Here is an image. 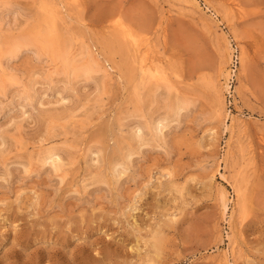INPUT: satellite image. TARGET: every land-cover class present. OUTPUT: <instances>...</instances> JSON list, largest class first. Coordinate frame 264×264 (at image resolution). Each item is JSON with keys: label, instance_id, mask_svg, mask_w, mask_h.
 I'll use <instances>...</instances> for the list:
<instances>
[{"label": "rangeland", "instance_id": "1", "mask_svg": "<svg viewBox=\"0 0 264 264\" xmlns=\"http://www.w3.org/2000/svg\"><path fill=\"white\" fill-rule=\"evenodd\" d=\"M0 264H264V0H0Z\"/></svg>", "mask_w": 264, "mask_h": 264}, {"label": "bare ground", "instance_id": "2", "mask_svg": "<svg viewBox=\"0 0 264 264\" xmlns=\"http://www.w3.org/2000/svg\"><path fill=\"white\" fill-rule=\"evenodd\" d=\"M198 1V0H197ZM235 6V5H234ZM224 13V12H223ZM226 15V14H225ZM234 18H235V16H234ZM116 24V23H115ZM116 26H118V25H116ZM123 29V28H122ZM121 30V29H120ZM124 30V29H123ZM124 34H125V32H124ZM124 36V35H123ZM36 39H40L39 37H35ZM48 39H50L49 38V35H44V40L43 41H41L40 43L41 44H44V45H47L46 43H47V41H48ZM128 39H129V37H128ZM135 39H137L136 37H135ZM109 40V39H108ZM119 40V39H118ZM132 41V40H131ZM225 41V40H224ZM109 41H107V43H108ZM119 42H121V41H119ZM138 43H139V41H137ZM111 43V42H110ZM143 43V42H142ZM25 44V42H23V41H21V39H19V40H15L13 43H12V47L10 48V51H17V49L18 48H20L22 45H24ZM118 44V43H117ZM130 44V43H129ZM129 46V45H128ZM136 46V45H135ZM120 51L121 52H123L126 48H125V43H121L120 44ZM130 47V46H129ZM132 48V47H131ZM3 50V49H2ZM55 50V49H54ZM128 51H129V49H127ZM133 50V49H132ZM134 53V52H133ZM57 55H58V53H57ZM127 56V55H126ZM60 57H61V59L63 60V62H64V70L67 72V73H69V74H72V75H79V73H81V72H83L85 75H88L92 70H93V63H84V64H79L75 59H71L68 55H66V53H64V54H60ZM240 57V56H239ZM126 59V58H125ZM136 61V60H135ZM242 61H243V63H244V59H242ZM141 64V63H140ZM149 78V77H148ZM220 80V79H219ZM35 92V91H34ZM217 93H218V101H220V103H221V106H222V96H221V87H219L218 89H217ZM23 113V112H22ZM228 114V113H227ZM159 120V119H158ZM144 122V121H143ZM146 123V122H145ZM155 123V125H156V122H154ZM160 125V124H159ZM143 126V125H142ZM148 126H149V123H148ZM161 126V125H160ZM158 127V126H157ZM156 127V128H157ZM162 130V129H161ZM160 130V131H161ZM158 132H159V130H158ZM158 132H156V133H158ZM136 133V132H135ZM137 134H138V132H137ZM58 168V167H57ZM215 174V173H214ZM239 186V185H238ZM238 186H235V188H234V190H235V195H236V197H238V198H240L239 197V194H240V196H242L241 194H243V192L242 191H240V189H238L237 187ZM243 189V188H242ZM182 190V189H181ZM181 190H179V191H181ZM177 191V190H176ZM186 193V192H185ZM178 194V193H177ZM224 194V193H223ZM227 194V193H226ZM242 199V198H241ZM243 199H244V197H243ZM242 199V200H243ZM239 201V200H238ZM184 201H182V203H183ZM228 202V201H227ZM234 202H235V199H234ZM241 202H243V201H241ZM238 204V203H237ZM239 205H240V208L238 209V210H241V208L244 210V206H243V203H239ZM238 205V206H239ZM237 206V207H238ZM237 209V208H236ZM235 211H237V210H235ZM242 211V210H241ZM238 212V211H237ZM239 213H240V211H239ZM244 213V212H243ZM173 214V213H172ZM175 215H177V214H175ZM237 215V214H236ZM242 214H240V215H238V218H239V216H241ZM167 216V215H166ZM172 218V217H171ZM238 218H236V219H238ZM232 219V218H231ZM240 219V218H239ZM242 219V218H241ZM230 220V219H229ZM241 221V220H240ZM238 225V224H237ZM236 225V226H237ZM239 233V232H238ZM157 242V241H156ZM234 243H236V241H233ZM234 243H232V244H234ZM235 246V245H234ZM232 248V247H231ZM227 249V248H226ZM234 249V248H233ZM232 249V250H233ZM228 251H226V252H224L223 254H224V257H226L227 255H228V253H227ZM227 258H228V256H227ZM226 258V259H227ZM223 259H225V258H223ZM225 259V260H226Z\"/></svg>", "mask_w": 264, "mask_h": 264}]
</instances>
